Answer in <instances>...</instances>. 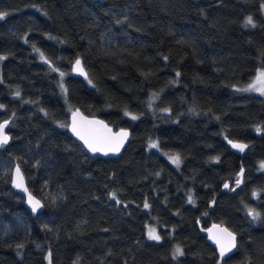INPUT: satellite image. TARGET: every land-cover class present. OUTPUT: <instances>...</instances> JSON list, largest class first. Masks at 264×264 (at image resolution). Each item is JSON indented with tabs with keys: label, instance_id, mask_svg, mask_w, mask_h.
<instances>
[{
	"label": "trees",
	"instance_id": "obj_1",
	"mask_svg": "<svg viewBox=\"0 0 264 264\" xmlns=\"http://www.w3.org/2000/svg\"><path fill=\"white\" fill-rule=\"evenodd\" d=\"M0 13V264H217L197 220L237 234L221 264H264V96L247 88L264 69V0H0ZM75 107L130 129L120 156L69 134ZM228 139L251 144L241 156ZM16 163L38 213L11 186Z\"/></svg>",
	"mask_w": 264,
	"mask_h": 264
},
{
	"label": "water",
	"instance_id": "obj_2",
	"mask_svg": "<svg viewBox=\"0 0 264 264\" xmlns=\"http://www.w3.org/2000/svg\"><path fill=\"white\" fill-rule=\"evenodd\" d=\"M77 60L80 61V69H82V71L77 70V66H76V61ZM70 70H71V72L73 74L80 75L83 78H86L87 75H88L87 70L84 67L82 59L80 57H76L71 62ZM74 114H76L75 118H76V123H77L78 127L83 126L85 128L99 129L100 132H102L105 136L112 137L114 141H118L119 140V137H116L117 133H120L121 131L126 132L127 136L123 138V142L119 146V151H115V152L114 151H107V154H105L104 151L92 152L88 148V146L84 143V141L81 140L76 135V133H74L73 130H72ZM81 117L84 118L83 121L81 120ZM5 121H8V119H5V120L1 121L0 124H3ZM88 121L102 122V124L89 125V124H87ZM6 130H7V126L3 129V134L7 135L9 137V139H8V142H9L10 136L7 133ZM67 130H68L69 134L73 138H75L77 141H79L81 143V145L86 150V152H88L90 155H100L102 157H118V156H120L121 153L123 152V150L125 149V147L127 146V143H128V141L130 139V129L128 127L121 126V127H118V128H114L104 118H102V117H100L98 115L87 114V113L83 112L81 110V108H79V107H75L74 109H72L70 111L69 116H68ZM108 130H110V132ZM227 143L232 148V150L234 152L240 154L241 156L244 154V152L246 151L248 146L251 144L249 142H245V141H242V140H232V139H228ZM233 144L246 145V147L243 149V151H241L239 148L233 147ZM106 150H107V146H106ZM17 168H19V170H20V177L22 178V185H23L22 187H19V188L15 186L16 182H20L18 177H17V171H16ZM242 170L244 171L243 167L240 168L239 173H238V178L234 181L235 183H234V185L231 188H230V183L226 181V182L223 183L222 189L223 190H234L236 187H238L241 184L242 178H243V171ZM238 179L240 180L239 185H237V180ZM225 184H227L228 187H225ZM11 186L13 188H15L19 193H21L24 196L25 206L31 212L38 213V212L43 210L44 204H43L42 200L38 196H36L33 192L30 191V189H29V187L27 185L25 176L23 174V171L21 170L20 166L17 163L12 168V172H11ZM24 189H27V191H25ZM29 196H31L34 201H39L40 206L37 207V209L35 211H33V206L29 202ZM214 204H215V198H212L211 201L209 202V211L213 210ZM197 225H198L200 233L206 237L207 242L216 250V252L218 254V262H217V264H221V261L224 258H227V257L231 256L232 254H234V252L237 249V234L231 228H229L226 224L220 223L218 221H211L208 225L202 226L201 223L197 220ZM225 229L227 230L226 232L224 231ZM209 230H211V232ZM228 233H231L235 237V247H232L230 251H226L225 252L224 256H221L220 255V247H221V245L227 246L229 244V242H230V239H231L228 236ZM213 237H215V239H213ZM217 241H219V243H217Z\"/></svg>",
	"mask_w": 264,
	"mask_h": 264
},
{
	"label": "snow or ice",
	"instance_id": "obj_3",
	"mask_svg": "<svg viewBox=\"0 0 264 264\" xmlns=\"http://www.w3.org/2000/svg\"><path fill=\"white\" fill-rule=\"evenodd\" d=\"M5 15H7V13H0V19H3ZM246 23L247 24L253 23L251 17L247 18ZM76 66H77V70L82 71V69H80V61L79 60L76 61ZM61 75H63V73H61ZM179 75H180V73H177V76H179ZM257 85H259V87H257ZM250 88L257 90V91H260L262 94H264V71L258 72V75L256 78V83L251 85ZM18 94L19 93H17V95ZM0 107H3V106L0 105ZM75 117H76V114H74L72 130L74 133H76V135L81 140L84 141V143L88 146V148L92 152L104 151L105 154H107V151H114V152L119 151V146H120V144H122L123 138L127 136L126 132L121 131L120 133H117L116 137H119V140L114 141L112 137L105 136L102 132H100L99 129L85 128L83 126L78 127ZM132 118L136 119L135 116H133ZM81 120L83 121L84 118L81 117ZM7 124H8V121H5L3 124H0V145L6 144L8 142L9 137L7 135L3 134V129L7 126ZM87 124H89V125L102 124V122L88 121ZM61 126H63V125H61ZM108 131L110 132V130H108ZM257 131H259V129H257ZM106 146H107V150H106ZM153 146H155V145H153ZM233 147L239 148L241 151H243V149L246 147V145L233 144ZM174 162L178 163L179 158L177 157L174 160ZM261 166L264 167V164H262ZM16 171H17V177H18L20 182H16L15 186L19 188V187L23 186L22 185V178L20 177L19 168H17ZM239 183H240V180L238 179L237 185H239ZM225 187H228V185L225 184ZM24 190L27 191V189H24ZM29 202L33 206V211H35L37 209V207L40 206L39 201H34L31 196H29ZM145 207L147 208V207H149V205L146 203ZM248 214L251 215L253 217V219H256L259 217V213H255V211L253 209H249ZM209 231L211 232V230H209ZM224 231L226 232L227 230L225 229ZM228 236L231 238L229 244L227 246L221 245V247H220V255L221 256H224L226 251H230L232 247H235V237L231 233H228ZM149 237L151 239H155V240L160 239V237L155 234V229L149 230ZM213 239H215V237H213ZM217 243H219V241H217ZM176 254L183 255V252H182V250L177 248Z\"/></svg>",
	"mask_w": 264,
	"mask_h": 264
},
{
	"label": "rangeland",
	"instance_id": "obj_4",
	"mask_svg": "<svg viewBox=\"0 0 264 264\" xmlns=\"http://www.w3.org/2000/svg\"><path fill=\"white\" fill-rule=\"evenodd\" d=\"M260 71H264V69H262V70H260ZM259 71V72H260ZM257 75H258V73H257ZM257 75L254 77V79L247 85V88L248 89H251L250 88V86L251 85H253L254 83H256V78H257ZM257 87H259V85H257ZM251 90H254V89H251ZM255 92H258V93H261L260 91H257V90H254ZM262 94V93H261ZM263 96H264V94H262ZM167 158L171 161V162H173V163H175L174 162V160L177 158V156L176 155H167ZM150 229H155V234L156 235H158V233H157V230H156V228L154 227V226H152V225H148L147 226V236L149 237V230ZM150 238V237H149Z\"/></svg>",
	"mask_w": 264,
	"mask_h": 264
}]
</instances>
